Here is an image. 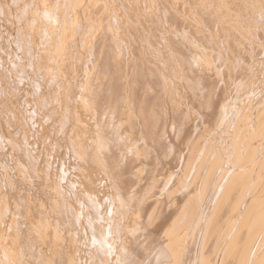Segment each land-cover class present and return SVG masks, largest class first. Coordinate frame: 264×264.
<instances>
[{
	"label": "bare ground",
	"instance_id": "1",
	"mask_svg": "<svg viewBox=\"0 0 264 264\" xmlns=\"http://www.w3.org/2000/svg\"><path fill=\"white\" fill-rule=\"evenodd\" d=\"M31 1L35 6H29L27 8L31 18L30 26L34 29L37 28V32L40 34L39 42L41 47L40 60L36 61L35 64V67L38 66L36 71L38 72V68L43 67L42 70L46 69L45 72H47H44V75L50 74L57 82L58 79L63 80V74L66 69L67 71H69L68 69L75 70L77 62L82 64L81 62L83 61H90L89 66H85H88L87 69L93 71V73L84 69L88 76L85 75L86 78L89 77V73H92L91 76L94 75L92 77L93 80L90 77L92 82L89 84L84 83V79L82 82L80 81L81 74L79 75L80 77L78 76L79 79L75 82L77 91H75L76 94L74 98L85 113L82 118H76L78 124L70 132V144L72 145V151H74V153L76 152L77 156L84 162V165H81L80 173L83 175L87 174L88 176L89 173L91 174L92 171L96 172L97 169L98 176L104 178L112 190V197L110 198V204H112L111 208L107 206L103 208L100 206L99 210H94L102 223L100 226L96 225L97 228L94 227L96 231L94 230L95 232L87 236L88 242H90L94 249L93 253L96 255V264H102V256H109L112 253V247L115 246L122 252V255H126L127 264H264V238L262 237L264 236V202H262L264 198V149L259 151L256 147H253L254 151L256 150L255 152L251 149L255 154L259 151L257 153H260L262 156V159L260 158L261 160L257 162L259 159H257V157H259L260 154H256L259 155L256 156L252 153L256 157L253 158V156L252 160H257H255V162L253 161L255 163L253 164L254 168L249 170L252 173L251 175L249 173V176L245 174L246 169H240L241 171L239 173L232 171L236 169V167L234 168L233 165V169H230L232 168L231 163H229L230 161L224 163L225 159L223 157V159L220 158L219 155L217 157V153L213 152L215 153L214 157H209L211 154L207 152L209 147L208 143V147H206V144L203 146V142H201L200 145V141L198 142L195 140V135L192 136V139L189 141L187 138L188 135L184 133L185 129L188 127L185 128V124L187 125V121H191L190 117L194 119L195 115L190 113L192 116L188 118V114L186 113L189 112H184L186 109L184 110V108L179 105V102L175 101L177 98L174 99V91H177V86H181V84L177 85L175 83L179 82L183 85L181 87H184V90L186 89L188 94H191V97L198 99L196 101L191 98L193 99L192 101H195L194 103H196V106L198 105L197 102L200 103L198 107L200 109L201 105L202 108H204L203 113H205L204 111L206 110L210 113L212 112L215 116L220 115V120L228 124L241 113L245 116L249 108L245 114H243L244 112H242V110H240V112L236 109V103L226 104V102H223L227 99L224 96L223 89L228 84L227 81L229 82V80H231L229 78L235 71L236 73L238 71L237 74L239 75H235L236 73L233 74L238 78L237 80L235 77L237 80V82H235L236 86L232 88L234 90L233 93H235L234 96H237V94L240 95L242 91L244 92L245 89H248L246 86L242 87V84L246 76L251 75L250 71L255 64L252 63L255 60H248L251 59L250 57L253 56V51L258 47H261L264 53V0H241L242 5L238 6L239 11H237V13H233L229 8V4H231L229 2L232 0H207L210 3H212V1L215 2L211 9L207 7L211 15H208L210 13L205 11L204 12L207 14H199L201 7L200 9L197 8L198 13L193 12L191 14L193 15L191 16L192 19H188L191 24L187 23L188 21L185 18V14L189 11V9H185L187 7L185 5V7L180 10H183V14L185 12L183 17L184 20L187 21L186 29H180L181 32L179 33H176V30H174L175 34H173L174 32L168 33V35L166 34L167 36L164 41L163 35L165 34L162 35L163 38L160 36L162 38L160 42L162 41L164 43V57L160 60L161 63L157 69L148 68L150 72L146 69L143 70L144 64L137 63L138 54L130 51L131 45L129 44V39H123L124 30H119L118 28L119 31L116 35L113 32V27H115V31L116 27L124 28V26L127 25L124 24L125 21L138 23V18L135 13L131 12L130 9L127 11L128 8L124 4V0ZM152 1L156 3V0H144L147 6L148 2L151 3ZM160 1L161 3L167 2L166 4L169 2L168 0ZM234 1L236 0H233V2ZM171 2L169 7L171 6ZM208 4L206 2L205 5ZM193 5L194 4L191 6ZM235 5H239V2ZM181 6L182 5H180V7ZM201 6L203 5L201 4ZM116 7L119 10L121 9L123 17H121L122 14L120 15L118 13L119 10ZM174 7L177 8V5ZM188 7L191 8L190 6ZM202 8L204 9L205 7ZM191 9L193 10V7ZM194 9H196V7H194ZM166 11L167 10H165V12ZM174 11H176L175 8ZM201 11L203 10L201 9ZM179 13L180 15L182 14L181 11ZM98 14L100 16V18H98L99 20H97ZM178 17L180 16H177V18ZM94 19L97 20L96 25L98 28L96 31L92 26V23H95L92 22ZM168 19L170 18L168 17ZM180 19L182 18L180 17ZM171 20H173V18ZM227 20L229 22V29H227L228 26H223V24L226 25ZM159 21L160 20L157 22ZM169 23H171V21ZM160 24L162 26V23ZM181 24L182 23H180V26ZM173 25L175 26V24H172V26ZM191 25L192 30L190 31ZM210 25L212 30L207 33V36L211 37L212 41L209 42V45H205L208 41L206 43L204 40L206 36L203 34L206 33L203 32V28H210ZM173 28L177 27H172V30ZM166 29H168V27ZM186 30L189 32H186ZM164 32L166 33V31ZM187 33H191L189 35H193L194 37L191 38ZM257 33L261 36V43ZM181 34L183 37L180 36ZM177 37L181 39L178 40ZM97 39H99L98 43ZM206 47H209V54L212 52V54H210L211 56H208ZM25 48L26 47H24V49ZM80 50L86 52L81 57L77 53V51ZM127 58L133 60L134 65L136 63L138 67L129 69ZM140 60L144 62L142 58H140ZM255 62L258 63V61ZM202 64L204 66H202ZM194 66L200 71L196 70ZM199 66L208 69L205 71H212L215 79L210 76L211 74H205L201 71L203 69H199ZM245 68H247L248 71H245ZM78 70L79 69L76 71ZM256 71L258 70L256 69L255 72ZM141 73L148 74L147 80L151 84V90L146 89L144 84L141 83V80L139 81ZM73 75L71 74L69 76L74 82L76 80V75L75 77ZM232 78L234 77L232 76ZM68 79L69 78H67V80ZM90 79H88V81ZM86 80L85 82H88ZM247 82L249 83V80ZM223 83L227 84L223 87ZM229 84L231 86L232 82H229ZM175 86L177 87L176 89H174ZM229 90H225V92ZM255 90L257 89L254 88V91ZM252 91V88H250V95ZM182 92L184 93V91ZM182 92L181 94H183ZM247 93L246 95L245 93L241 94H244L242 103H244L246 99L244 97L249 95ZM222 94L224 97L221 98ZM234 96L232 95V97ZM184 97H186L185 94ZM258 97L259 96H257V98ZM257 98L255 97V100H257ZM185 99L187 100V98ZM191 99L189 101H191ZM229 100L235 102L232 101V99ZM219 101H221L220 106L217 105ZM261 103H264L263 100ZM166 104H170V106L168 105L170 108H168ZM250 104L251 102L248 105L249 107ZM189 105L191 104L188 102L187 106ZM67 106L70 107L71 105ZM259 106L260 108L257 109ZM257 108L255 111L256 115L250 119L248 125L241 126L238 120L237 124H233V126L235 125L233 130H235L234 132L236 133L233 132V134L231 133V137L228 136L231 138L232 143V140L238 142L243 140L241 142H244L246 137L255 136L257 139L255 144L260 141V144L258 143L257 146L260 145V149L263 148L264 104L263 106H261V104L258 105ZM69 111H71V109H69ZM197 111L199 112V110ZM233 111H236L235 115L236 113L239 114L232 117ZM72 114H75V111ZM203 115L207 116L206 113ZM203 115V118L206 117ZM250 117L247 114L246 118ZM244 118L245 117H243V119ZM239 120L245 122L242 121V119ZM214 121L215 120L212 122L213 124L209 122L210 130L212 129L211 125L214 126L220 122L216 121L215 124ZM206 122L205 120L204 125H206ZM166 127L170 128L167 130L171 134L173 132L179 133L178 131H181V133L183 132L187 135L185 138H187L189 142L193 141L194 138V140L197 141L194 142L197 143V146L195 144L191 145V147L188 145L190 147H188V149H191L192 153L186 148L187 151L185 149V153L188 154L189 152L190 154L188 156L185 154V157L181 156L182 158L180 157L178 161L177 158H179V156H177L178 154L176 155L177 152L175 150L177 134L175 135L176 137L172 134L175 138H171L175 143V145H172L170 140L167 141L164 139ZM187 129H189V127ZM204 134L206 133L204 132ZM202 135L203 134H201V136ZM201 136L198 134L199 138ZM204 136L205 135L202 136L203 139L205 138ZM215 136L210 137L215 138ZM178 137L177 141L180 139V136ZM232 137L234 138L232 139ZM201 139L202 138H200V140ZM184 140L187 141L186 139ZM211 140L212 139H210V141ZM185 141L180 145L182 146L185 144ZM247 142L245 141L242 144L244 145ZM242 144H236L235 147H237V145L242 147ZM198 145L200 148L203 146V150H200ZM220 146L217 147L219 150ZM197 147L199 152H197ZM214 147L212 148L214 149ZM213 149L211 150L213 151ZM226 149H223L224 151L221 149L222 151H220V153L226 152ZM234 150L235 149H232V151ZM243 150L246 151L248 148ZM243 150L241 148V152ZM237 151H239V149H237ZM251 151L249 147V151L246 152L251 153ZM243 153L244 152L238 153V155L240 156L242 154L244 158ZM153 154L161 161V165L162 162L163 164L166 162L170 164L172 168L177 167L175 170H169L170 173L168 172L167 178L166 175H164L167 180H165V184L159 189L167 192L170 199L168 202H166L168 198L166 196L165 201L160 200L163 199L162 195L161 197L158 196L156 198L157 200L155 198L153 200L152 198L153 189L157 186L156 183L160 181L158 180L155 182L156 178L153 173L157 171L154 168L157 166H155L157 163H155V160L153 162ZM224 154L226 153H223V156ZM252 154H249L250 156L246 155L245 157L251 159ZM242 156L240 157L242 158ZM234 161H236V159H234ZM242 163L240 164L241 166ZM247 163L250 162L246 161V164ZM243 165L245 164L243 163ZM241 166L238 167L240 168ZM164 167L167 168V165ZM228 170H230V173L233 172L236 174L232 173L224 177ZM163 171L164 170H162V172ZM244 171L245 173L243 175L242 172ZM252 171H254L255 174ZM143 172L145 174L144 184H142L144 180L142 177V182L138 180V177L140 178ZM162 172H160V176ZM156 173L159 175V172ZM171 177H173V179L171 183L168 182L170 185L167 186L166 182ZM247 177L250 180L247 183L245 182V185L243 180ZM161 180L163 179L161 178ZM138 183L142 185L139 186L137 185ZM153 183L156 185H153ZM0 187L3 189L0 191V196H3L5 195L4 190L8 187V183L0 181ZM87 188L90 190V185H88ZM159 197L160 199H158ZM0 198L2 200L3 197ZM241 198H244V201L241 202ZM91 205L90 207L93 208V204ZM112 209L114 212L113 228L109 214ZM8 213L10 212L8 211L6 201H0V222H4L9 215ZM237 214L239 217H236ZM95 220H93V222H95ZM86 223L88 225V222ZM1 225L2 224H0V226ZM89 227H91V225ZM1 228L2 227H0V263L8 264L6 258L15 256L18 253V249L20 250L21 248L14 239L4 234ZM42 234L47 236L46 231H43Z\"/></svg>",
	"mask_w": 264,
	"mask_h": 264
},
{
	"label": "rangeland",
	"instance_id": "2",
	"mask_svg": "<svg viewBox=\"0 0 264 264\" xmlns=\"http://www.w3.org/2000/svg\"><path fill=\"white\" fill-rule=\"evenodd\" d=\"M168 1H169L168 4H166L167 2L161 3L160 0H156V3H154V1H152L151 3L148 2V6H147L145 5L144 0H124V4L127 6L128 10L125 5L124 7L126 8L127 11H129L130 9L131 12L135 13L136 17L138 18V23L130 22V21L129 23L125 21L124 24H127L125 25L126 27L125 26L124 28L116 27V31L114 29L115 27H113V32L115 33V35L118 33L119 30L121 29L124 30L125 33H123L124 34L123 39L125 38L129 39V44L131 45L130 51L136 52L138 54L137 63L144 64L143 70L145 69L148 70V68L157 69L158 66L160 65L161 63L160 60L164 57V48H163L164 43L161 41L162 42L161 44L160 42V39L162 40L163 36H164L163 38V41H164L168 33L174 32L173 34H175L174 30H176V33H179L181 32L180 29L181 30L186 29L185 28L187 27L186 22L188 21L187 23L191 24V22H189L188 19L190 20L192 19L191 16L193 15L191 14L193 12L198 13V9H200L201 7L203 11H201L200 9L199 14L204 15V14L210 13L209 9H211V7L215 3L212 1L213 3L212 4L208 2L209 0L208 1L207 0H202V1L201 0H182V1L176 0L177 2L174 0L173 1L168 0ZM204 1H206L207 4L208 3L210 4L205 5L206 2ZM236 1L239 2V5H235V4H238V2ZM236 1L233 2L232 0L229 2L231 3L229 4V8L231 9V11H233V13H237V11H239L238 6L242 5L241 0H236ZM170 2H171V6L173 9L171 8V6L169 7ZM192 4H194L195 6L194 5L191 6ZM201 4L203 6H201ZM175 5H177V8L179 10L183 9L185 5L187 6L185 9H189L190 11V12L189 11L187 12L186 10L188 14L187 13L185 14L184 12L185 18L187 21L184 20L183 10H180L182 12V14L180 15L179 13L180 11L176 7H174ZM180 5H182L183 7L182 6L180 7ZM29 6H35L31 0H0V179H1L0 181L1 182L4 181L8 183V187L4 190L5 195L2 194L3 196H0V197H3L2 200L0 198V201H6V204L8 206V211L10 212L8 213L10 216L8 215L6 219L4 220V222H0V224H2L0 227H2L1 228L2 232L10 236L11 239H14L16 243H18L17 245L21 248L20 250L18 249V253L15 256H10L9 258H6V259L8 260V264H96V259H95L96 255L95 253H93L94 249L91 246L90 242H88L87 236H90L89 234H92L93 232H95L96 231L95 229L97 228V226H100V224L102 223L101 220H99L96 211L94 210L95 209L99 210L100 206L103 208L106 206L108 208H111L112 204H110V198L112 197V190L109 184L105 181V179L98 176L97 169L95 168V166L94 168L96 169V172L92 171L91 174L90 173L88 174V176L87 174H85L87 177L83 175L82 173H80L81 167H82L81 165H84V162L81 160V158H79V156H77L76 152L74 153V151H72V148H71L72 145L70 144V132L78 124L76 118H82L85 113L83 109L80 108V105L77 103L76 99L74 98V95L76 94L75 91H77L75 82L81 76L80 81L82 82V80L84 79V83L89 84L93 80L92 77L94 75L91 76L93 71L87 69L90 61H87L88 63L86 61H83L84 63L81 62L83 65L77 62V64L75 65L76 69L75 70L68 69L69 71H67L66 69L65 73L63 74L64 76L63 80L58 79L57 82L51 77L50 74L44 75V72L46 69L42 70L43 67L38 68V72L36 71V68L38 66L35 67V64H36V61L40 60L39 58L41 56V52H40L41 47H40V42H39L40 34L37 32L38 31L37 28L34 29L30 26L31 18L29 15V11L27 10ZM188 6H190L191 8L193 7V10L189 8ZM194 7H196V9H194ZM202 7H205L204 8L205 10ZM207 7H209V9H207ZM174 8L176 11H174ZM165 10L167 11L165 12ZM204 11L207 13H205ZM164 12L168 13L169 15L165 14ZM175 12H178V13H175ZM118 13L120 15L122 14L121 9L118 11ZM186 15L190 17H187ZM208 15H211V13ZM177 16H180L182 19H180V17L177 18ZM121 17H123V14L121 15ZM161 17L164 20V22L161 19ZM168 17L170 19H168ZM98 18H100L99 14L97 15V20H99ZM172 18L173 20H171ZM97 20L94 19V21H92V22H95V23H92L93 24L92 26L95 29V31L98 28L96 25ZM158 20L160 21L157 22ZM177 20L178 22L184 25L183 26L181 24L183 28L180 26V23H178ZM170 21L171 23H169ZM160 23H162V26ZM228 23L229 22L227 20L226 25L223 24L224 27L228 26L227 29L230 28ZM172 24H175V26L174 25L172 26ZM196 24H199V23L197 22ZM167 27L168 29H166ZM172 27H177L178 29L173 28L172 30ZM209 27L210 28H206V27L203 28V32L206 33V34H203L206 36L204 40L206 43L208 41V43L205 45H209V42L212 41L211 40L212 38L207 36L208 35L207 33L210 30H212L211 25ZM189 30L190 31L192 30V25L190 26ZM164 31H166V33ZM187 31L188 30H186V32ZM187 34L189 35L191 33H187ZM160 36H162V38ZM180 36L183 37L182 34ZM189 36L191 38L194 37L193 35H189ZM258 37L261 43V38H260L261 36L258 35ZM177 39L180 40L181 38L179 39L177 37ZM98 42H99V39H97V43ZM24 47L26 48L24 49ZM208 48L209 47H206L208 56H211L210 54H212V52H210L209 54ZM77 53L81 57L86 52L83 50H80V51H77ZM263 56H264V53L262 52L261 47H258L257 49L253 51V56L250 57L251 59L249 58L250 60H248V61L255 60V61H258V63L255 61L252 62L255 64L252 67V70L250 71L251 75L250 76L247 75L243 82L244 85L242 84V87L246 86V88L248 87V89H245L244 92L240 91L241 92L240 95L242 93H245L246 95L247 92H248L247 94H249L248 96L244 97L246 98L244 100V103H242L243 102L242 97L244 94L241 96L239 94H237V96L236 95L234 96L235 93H233L234 90L232 89V88H235L236 86L235 82H237L238 80L237 78V76L239 75L237 74L238 71L237 73L236 71L232 73V76L234 78H232V76L229 78L231 79L229 80V82L230 83L232 82L231 86L228 81H227L228 84L223 83V87L224 85L227 84L225 88L223 89L224 90L223 92L225 94L224 96L227 99L224 101L223 100L221 101L226 102V104L236 103L237 105L236 109H238V111L242 110V112H244L243 114H245V112L249 108L245 116L242 115V113L241 114L236 113L235 115L236 111H233L234 114L232 113L233 116L232 115L231 116L234 117L239 114L237 116L238 119L236 118L234 120H231L229 124L227 122H222L220 120L221 119L220 115L215 116V114H213L212 112L211 114L210 112L205 110L204 112L207 114V116L203 115L205 114L203 113L204 108H202V106L200 105V109H199L198 107L200 104L199 102H197L198 105L196 106V103H194L195 101H192V100L194 99L197 101L198 99H196L195 97L194 98L191 97V94H188L186 89L184 90V87H181L183 86L182 83H179L178 81H177L178 83H175L177 85L181 84V86L180 85L177 86L179 88V91L176 86L174 87V89L177 88V91L179 92L178 93L177 91H174V99L177 98L175 101L176 102L178 101L179 105L182 108H184V110L186 109L184 112H189V113H186L188 114V118L192 116L190 115V113H193V115H195L194 119L190 117L191 121L190 122L187 121L188 122L187 125L185 124L186 122L184 123L185 128L188 126L190 129V130L187 129L188 128L187 127L184 132L185 134L188 135L187 138L189 139V141L192 139V136L195 135L196 137L195 140H197L198 142L200 141V145H201V142H203V146L206 144V147L209 146L208 149L210 150L213 149L212 147L215 146L213 151L211 150V153H210V150L207 149V152L211 155H209L208 153L206 154L209 155L210 158L212 156L214 157L215 153H217L216 155L217 157L219 155L220 158L223 157L225 159L224 163L230 161L229 163H231V166H232V168L230 169H233V165H234V168L236 167L237 171L236 169H233L232 171L239 173L241 171L240 169L242 170L246 169V173L245 171L242 173L243 175L245 173L247 176H249L248 173L250 175L252 174L249 170L254 168L253 164H255L254 163L255 160L259 158L257 160V162H259L262 159L261 154L257 152H259L260 150H263L264 145L262 143L263 148L260 149V145L257 146L260 141L258 140L259 142L255 144V142H257V139L255 138V136L251 137L249 135L250 136L249 138L245 136L246 137L245 141L246 142L248 141V142L244 145L242 143H244L245 141L241 142L243 140H240L239 142L232 140L234 143L233 144L231 142V138H229L228 136L231 137V133L233 134V132L235 131L233 130L235 127V125L233 126V124L234 123L237 124V120L239 121V123H241V126L242 125L246 126V124L248 125L250 123L249 122L250 119L256 115L255 111H256L257 106L260 104L261 106H263L264 104V103L263 104L261 103L262 100L264 102V93H263L264 92V65H263L264 57ZM140 58H142L144 62H142ZM127 61L129 63L128 64L129 69H135V67L136 68L138 67L136 63L134 65L133 60H130V58H127ZM79 64L81 67L79 66ZM85 65H88V66H85ZM210 65H213V64H210ZM202 66L204 65L202 64ZM199 67H200L199 69L201 68L203 69L201 71H203L205 74H211L210 76L213 79H215L214 74H212V71H205L208 69L205 67H201V66ZM194 68L198 70L195 66ZM77 69L79 70L76 71ZM84 69H87L88 72L89 71L92 72V73H89L90 75L88 78H86L87 72L86 70L84 71ZM245 69H244L245 71H248L247 68ZM256 69L258 71L255 72ZM82 71H84L85 73ZM234 73H236L235 75L237 76L233 75ZM71 74L72 75L74 74L73 75L74 77L76 75V80L74 82L69 76ZM90 77L92 80L90 79ZM147 77H148L147 73H144V74L141 73V78L139 79V81L141 80V83L144 84V87H146V89L151 90L150 89L151 84L147 80ZM235 77L237 78V80ZM67 78L69 79L67 80ZM88 79L90 80L88 81ZM250 79H251V83H250ZM85 80L88 82H85ZM248 80H249V83L247 82ZM251 85H254V86H251ZM250 88H252L253 90L251 95L249 92ZM254 88L257 90L254 91ZM225 90H229V91L225 92ZM182 91H184V93ZM181 92L183 94H181ZM176 94H179V95H176ZM184 94L186 97H184ZM232 95L235 98L232 97ZM224 96L222 94L221 98ZM257 96H259L258 98L260 99H258ZM238 97L239 99L241 98L242 100L241 99L239 100ZM249 97L250 99L251 98L252 99L250 100ZM255 97L257 98V100H255ZM185 98H187V100ZM190 99L191 101H189ZM229 99H232V101H235V102H231V100ZM221 101L218 102L217 104L218 106H220ZM188 102L191 105L187 106ZM250 102L251 104L249 107L248 105ZM67 105L69 106L71 105L70 106L71 108L68 107ZM166 105L170 106V104H166ZM241 105L243 106L247 105L248 107L247 106L243 107ZM169 106L168 108H170ZM67 107H68V110H67ZM259 108L260 106L257 109ZM69 109H71V111H69ZM197 110H199V112ZM74 111H75V114H72L74 113ZM249 112L251 115L249 114ZM201 114L203 116H206L204 117L205 120L207 121L205 123L206 125H204L205 120ZM209 114H210V117H209ZM247 114L249 117L250 116L251 117L246 118ZM240 115H242L245 118L243 119V117ZM215 117L216 118L218 117L217 120ZM209 118L211 119V121ZM190 119H187V120H190ZM239 119H242V121H245L246 123L241 122ZM213 120H215L214 121L215 124H216V121L217 122L220 121L221 123L218 122L216 124L217 127L216 125L214 126L211 125L212 129L213 128L214 129L210 130L209 122L213 124L212 123ZM167 129H170V128L166 127V133H165L166 138L164 137V139H166L167 141L170 140L172 145H175L173 139H171L173 135L175 136L177 134L176 135L177 137L180 136V139L178 141L177 139L179 137L177 138L175 136L176 137L175 150L177 152L175 153L176 155L178 154L177 156H179V158H177L178 161L181 156L185 157L186 155L188 156L190 154L189 152H191V149L190 150L188 149L189 147L188 145H190V147L191 145H194V144L197 146V143H194V142H197L194 140V138H193V141L189 142L188 139L185 138V136L187 135H185L183 132L181 133V131H178L181 134L177 132H173L172 133L173 135H172L170 132H168ZM200 131L202 132L204 131L206 134ZM213 131L216 134H214ZM198 134L200 136L201 134L205 135L204 136L205 138L203 139L202 137L203 135H202L200 137L202 139L200 140V138L198 137ZM226 135L228 138L226 137ZM210 136L211 137L215 136V138H211ZM233 138L234 137H232V139ZM184 139H186L187 141H185ZM210 139L212 140L210 141ZM182 140L185 141L186 145L185 144H183L182 146L180 145L182 142L184 143V141ZM215 140H216V143H215ZM220 142L223 146L220 144ZM207 143H208V146H207ZM236 144H240V145L242 144L243 146L241 147L237 145V147H235ZM203 146H201L202 148H200V146L198 145L200 150H203ZM219 146H220V150L219 148H217ZM240 147L242 148V150L243 149L246 150L248 148V150L246 151H249V147H250V151L252 149L253 152L256 151V150L254 151L253 147H256L259 150L256 152V154H260V156L256 155L252 151L251 153L250 152L247 153L246 151L243 150L242 152H244L243 153L244 158L247 160H245L241 154L240 156H242L243 158L242 159L238 155V153L239 154L242 153ZM186 148L189 150L188 154L185 153ZM230 148L235 149V150L232 151V149ZM236 148L239 149V151H237ZM221 149L222 150L226 149V152L220 153V151H222ZM216 150H218L219 153ZM197 152H199V149L197 150ZM223 153H226V154H224L223 156ZM252 153L259 157H257V159L255 160L254 159L252 160L253 156H254L253 158H256L255 155H253ZM249 154L250 155L252 154L251 159L245 157L246 155L248 156ZM157 158L158 157H156V155L153 154V162L155 160V163H157L155 164V166L157 165L159 167L158 168L156 166L157 168L156 167L154 168L157 170L156 172H159V175L156 172L153 174H155L154 175V177L156 178L155 182H157L158 180L160 181L156 183L157 186H155L153 189L152 198L154 200V198L156 199L158 196L161 197L162 195L163 199H160V197L158 199L165 201L166 197H168V194L167 192H165V190H159V189L161 186L165 184V180H167L165 179L164 175H166V178H167L168 176L167 174L169 170L170 171H172L171 169L175 170L177 169V167L172 168L170 167L171 165L167 164L166 162L165 164H163L162 162V165H161V161ZM234 159H236V161H234ZM242 161L245 165H243ZM246 161L250 162L251 164L250 163L246 164ZM241 163H242V166L244 167L240 165ZM165 165H167V168L164 167ZM238 166H241V167L239 168ZM226 167H230V166H226ZM161 169L164 171L162 172ZM229 171L230 170L226 171L224 177L225 176L227 177L228 175H231L233 173L232 171H231L232 173H230ZM160 172H162L161 176H160L161 174ZM252 172L255 174L254 171ZM233 174H236V173H233ZM144 175L145 174L143 172L140 178L138 177L139 182H142L141 177L142 179H144L142 184L145 183ZM161 178L164 181L161 180ZM247 178L246 179L244 178L243 180L245 185L250 180L249 178L248 179ZM172 179L173 177H171L166 182L167 186L170 185ZM142 184L140 183V185ZM156 184L153 183V185H156ZM88 185H90V190H88L87 188ZM137 185H139V183ZM1 190L3 189L0 187V191ZM3 199H6V200H3ZM168 199L169 197L167 198L166 202L170 201V199L169 200ZM242 201H244V198H241V202ZM262 202H264V198ZM91 204H93V208L90 207ZM109 214H110V220H112L111 224L113 228L114 226L113 209L112 211L109 212ZM236 217H239V215L237 214ZM93 220H95V222H93ZM86 222H88V225L89 226L91 225V227H89ZM43 231H46L47 236H44L42 234ZM262 237L264 238V236ZM112 248H113L112 253L109 256H106V257L102 256L103 262L101 263L102 264L103 263L104 264H114V263L115 264H127L126 255H122V252L116 246ZM91 257L92 258L94 257L93 258L94 260Z\"/></svg>",
	"mask_w": 264,
	"mask_h": 264
}]
</instances>
